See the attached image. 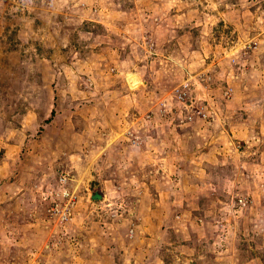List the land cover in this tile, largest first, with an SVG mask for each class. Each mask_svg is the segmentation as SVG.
<instances>
[{
  "label": "rangeland",
  "instance_id": "rangeland-1",
  "mask_svg": "<svg viewBox=\"0 0 264 264\" xmlns=\"http://www.w3.org/2000/svg\"><path fill=\"white\" fill-rule=\"evenodd\" d=\"M0 264H264V0H0Z\"/></svg>",
  "mask_w": 264,
  "mask_h": 264
},
{
  "label": "built area",
  "instance_id": "built-area-1",
  "mask_svg": "<svg viewBox=\"0 0 264 264\" xmlns=\"http://www.w3.org/2000/svg\"><path fill=\"white\" fill-rule=\"evenodd\" d=\"M60 182L62 183V184H65L66 182H67V178L66 177H62L61 179H60ZM68 209V208H67ZM66 209V210H67ZM53 211H54V213H55V215L56 216H58V217H60V218H62L63 220H65V219H67L68 218V214L64 211H62V213H61V209H59V205H56V208H54L53 209Z\"/></svg>",
  "mask_w": 264,
  "mask_h": 264
},
{
  "label": "trees",
  "instance_id": "trees-1",
  "mask_svg": "<svg viewBox=\"0 0 264 264\" xmlns=\"http://www.w3.org/2000/svg\"><path fill=\"white\" fill-rule=\"evenodd\" d=\"M101 197H102V196H101L99 190H94V191H93V200H95V201H99Z\"/></svg>",
  "mask_w": 264,
  "mask_h": 264
}]
</instances>
